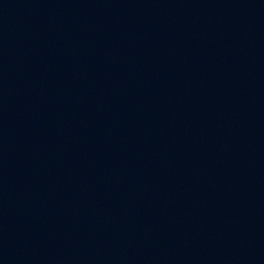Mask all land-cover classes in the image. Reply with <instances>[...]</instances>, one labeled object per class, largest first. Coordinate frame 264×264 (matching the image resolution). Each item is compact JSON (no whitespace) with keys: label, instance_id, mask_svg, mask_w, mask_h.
I'll return each mask as SVG.
<instances>
[{"label":"water","instance_id":"obj_1","mask_svg":"<svg viewBox=\"0 0 264 264\" xmlns=\"http://www.w3.org/2000/svg\"><path fill=\"white\" fill-rule=\"evenodd\" d=\"M96 264H264V0H32Z\"/></svg>","mask_w":264,"mask_h":264}]
</instances>
